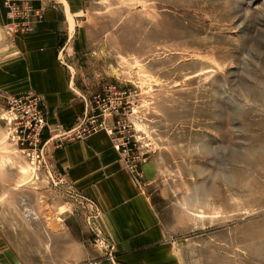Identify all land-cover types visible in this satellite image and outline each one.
I'll list each match as a JSON object with an SVG mask.
<instances>
[{"label":"rangeland","instance_id":"374dc122","mask_svg":"<svg viewBox=\"0 0 264 264\" xmlns=\"http://www.w3.org/2000/svg\"><path fill=\"white\" fill-rule=\"evenodd\" d=\"M33 1L0 0V264L113 251L96 198L68 175L84 157L70 146L96 132L152 202L176 264H264V0H63L58 62L86 102L69 127L9 48L35 32L23 16L44 17Z\"/></svg>","mask_w":264,"mask_h":264},{"label":"crops","instance_id":"0c3cea01","mask_svg":"<svg viewBox=\"0 0 264 264\" xmlns=\"http://www.w3.org/2000/svg\"><path fill=\"white\" fill-rule=\"evenodd\" d=\"M33 2L43 8L44 17L34 33L20 36L9 48L29 58L24 62L25 71L29 73V88L43 96L51 121L67 127L82 112L86 113L83 111L86 102L79 100L66 69L58 62V50L68 35L65 2ZM86 143L70 146L71 151H81L84 157L82 160V157L72 156L77 162L70 163L76 164L78 171L74 173L71 168L69 179L80 186L83 194L96 198L102 215L101 226L115 236H112V252L106 249L98 261L94 253L79 260L86 259L89 264H176L179 257L175 243L167 239L150 199L132 186L109 137L105 132H96Z\"/></svg>","mask_w":264,"mask_h":264},{"label":"built area","instance_id":"2783aa9c","mask_svg":"<svg viewBox=\"0 0 264 264\" xmlns=\"http://www.w3.org/2000/svg\"><path fill=\"white\" fill-rule=\"evenodd\" d=\"M10 1L11 0H9V2ZM20 1H22V0H19V2H12V3L15 4V6H17L20 3ZM29 5H31V4H29ZM9 7H10V11L7 12V15H8L9 18L14 19L15 11L13 9H15V8H12L11 5H9ZM30 9L32 10L33 8L30 7ZM34 9H35V10H33V11H35L34 15L26 14L18 22L19 25H24L27 31L33 30L36 27V25L39 22H41V20H42V15L39 14L40 9H38V8H34ZM96 129L97 128H93V130H96ZM106 131H107L108 134H112L113 133V129H111V128H106Z\"/></svg>","mask_w":264,"mask_h":264}]
</instances>
